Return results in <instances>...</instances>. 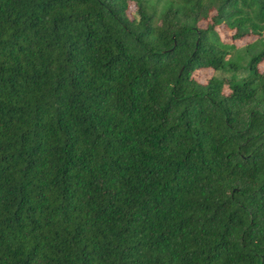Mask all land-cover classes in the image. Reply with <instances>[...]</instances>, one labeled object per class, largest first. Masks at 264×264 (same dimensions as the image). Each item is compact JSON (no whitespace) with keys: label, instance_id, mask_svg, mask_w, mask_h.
<instances>
[{"label":"trees","instance_id":"trees-1","mask_svg":"<svg viewBox=\"0 0 264 264\" xmlns=\"http://www.w3.org/2000/svg\"><path fill=\"white\" fill-rule=\"evenodd\" d=\"M263 60L264 0H0V264H264Z\"/></svg>","mask_w":264,"mask_h":264},{"label":"rangeland","instance_id":"rangeland-1","mask_svg":"<svg viewBox=\"0 0 264 264\" xmlns=\"http://www.w3.org/2000/svg\"><path fill=\"white\" fill-rule=\"evenodd\" d=\"M133 9H134V6H132L131 9H129V12ZM221 31H222L223 35H225V37L227 38V35L229 33L224 32L222 29H221ZM252 39H253L252 36L251 37L247 36L246 38L244 37V39H242L241 41H238V44H239V46H243V45H245L246 42H250ZM259 68L261 70L264 69V60L259 64ZM193 74L196 78H198L201 81H206L212 76L225 75L223 72H220V71L213 73L210 69L194 71ZM245 74H246V72H244V71L240 73V75H242V76Z\"/></svg>","mask_w":264,"mask_h":264}]
</instances>
